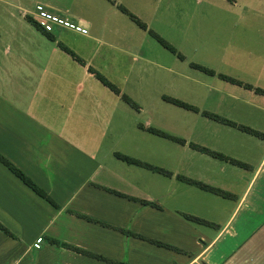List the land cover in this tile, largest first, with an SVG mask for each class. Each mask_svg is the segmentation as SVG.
I'll return each mask as SVG.
<instances>
[{"label":"crops","instance_id":"0c3cea01","mask_svg":"<svg viewBox=\"0 0 264 264\" xmlns=\"http://www.w3.org/2000/svg\"><path fill=\"white\" fill-rule=\"evenodd\" d=\"M89 1L90 9H65L73 20L63 18L87 30L71 34L39 25L33 14L55 8L51 3L36 2L25 16L22 0H0V154L55 203L0 161V223L12 233L0 230V264H264V93L258 91L264 90V0H130L154 6V13L163 7L162 17L177 10L173 19L183 14L206 31L216 24L224 31L216 54L234 57V66H221L231 75L217 73L235 79L221 77L218 90L234 103L224 112L197 107L202 127L192 123L179 133L162 127L156 108L152 119L139 94L155 67L176 79L175 66L160 54L177 50L162 45L126 0L122 7L146 27L133 23L162 48L154 59L117 45L112 39L122 28L106 21L124 19L122 3ZM102 45L111 52L103 51L100 65L93 56ZM117 152L169 173L128 163Z\"/></svg>","mask_w":264,"mask_h":264},{"label":"rangeland","instance_id":"374dc122","mask_svg":"<svg viewBox=\"0 0 264 264\" xmlns=\"http://www.w3.org/2000/svg\"><path fill=\"white\" fill-rule=\"evenodd\" d=\"M59 1L62 0H22L23 6L20 15L24 14L27 16L29 11L34 10L36 2L51 3L55 8L48 7V10L61 16H68L69 13L64 12L68 7L70 10L74 11L90 9V7H88L90 4L89 0H76L77 2L68 4L67 6H60ZM119 2L122 3L121 6H124L122 0ZM126 2L130 7L140 12L145 20L150 22L146 23L153 31L158 33L159 36L172 45L175 51L177 50V53L174 54L173 52L171 53L170 51L161 49L163 52L160 54L161 61L172 63V66H175L173 68L178 73L176 79L171 81L165 70L156 67L153 68L151 72L147 73L146 79L144 78V85L139 94L144 98L142 105L150 111L149 115L152 116V119H156V108L157 114L161 116L160 123L162 127L173 131L170 133L183 132L192 123H195L198 127H202L200 121L203 120V117L200 113L178 106L164 99V96L179 99L201 110L207 109L212 112H224L228 110L229 105L234 102L226 95L224 96L222 94L223 97H221L219 93L221 89L219 87H221L222 78L217 74L218 72L227 73L226 71H228L229 73L227 74L231 75L230 68H226L225 70L221 66H234V57L228 60H222L218 54H216L222 47L219 35H224V31L219 28L215 29L217 27L216 24H211L213 29L206 31L202 23L188 22L187 17L183 14H179L176 19H173L177 10L172 17H162L160 12L163 10V7L159 8L158 13H154L150 9L154 6L148 5V7L144 5V3H135V5H132L130 0H126ZM161 4L165 5V2L163 1ZM127 9L130 10L128 7ZM126 14L127 15H125L122 20L115 21L110 18L106 21L109 25L116 24L117 27L122 28L120 32L114 35L115 38L112 40L121 47L128 46L130 48L132 46L131 51H140L142 54L146 53L150 57L158 59L156 54L158 48H162L161 44L153 37L144 35L138 26L133 23V19L128 16L129 14ZM68 17L70 20H73L71 16ZM159 18H161V20ZM98 25H100V22L96 23V26ZM61 31H69L72 32L71 34L76 32L68 28H61L59 32ZM76 43L77 42L74 43V47H77ZM148 46H151V49H149ZM81 51L86 52L87 47L82 46ZM103 51L105 54L110 55L111 49L103 45L96 49L93 56L95 63L100 64L104 62L103 59L105 57H102ZM113 52L116 57L117 55L118 57L122 56L116 49H113ZM178 52H180L181 55L183 54L184 57H179ZM136 59H138V56L135 55V60ZM140 62V60L134 61L133 64L136 66ZM194 64L212 69L216 72L215 74L209 73ZM219 68L221 70H219ZM154 74L157 75L156 78ZM234 112L235 110L232 109V116H234ZM209 126H213V124ZM255 154L256 151H253L252 157H255Z\"/></svg>","mask_w":264,"mask_h":264},{"label":"trees","instance_id":"16d2710c","mask_svg":"<svg viewBox=\"0 0 264 264\" xmlns=\"http://www.w3.org/2000/svg\"><path fill=\"white\" fill-rule=\"evenodd\" d=\"M121 10H123L125 13H128L130 15V17L138 24L140 25L141 27L145 28V24L143 22H141L140 20H138V18H136L133 14H130L126 8L122 7V6H119ZM48 35L49 33L46 32ZM152 35L162 44L164 45L166 48H168L169 50L171 51H175V48L170 45L166 40H164L161 36H159L157 33L151 31ZM49 37L53 38L52 35H49ZM59 46L64 49L66 52H68L69 54H71L72 56L76 57L78 60H80L79 57L76 56V54L70 50L67 46H65L64 44L62 43H59ZM180 57L181 54H179ZM81 61V60H80ZM195 65V64H194ZM197 67H200L202 69H204L205 71L209 72V73H214V71L212 69H209V68H205V67H201V66H198V65H195ZM90 70L95 74V76L102 82L104 83L105 85H107L110 89L114 90L115 92H119L118 88L112 83L110 82L104 75H102L100 72L94 70L93 68H90ZM220 77L222 78H225L227 80H230V81H234L235 79L230 77V76H227V75H223V74H219ZM258 91L264 93V90L262 89H258ZM123 99L128 102L130 105H132L133 107H135L136 109H138V104H136L130 97H128L127 95L123 94L122 95ZM164 99L178 105V106H181V107H184V108H187V109H190V110H193V111H198V108L195 107V106H192L186 102H183L179 99H176V98H172V97H166L164 96ZM208 115H210L211 117L217 119V120H222L226 123H230V124H234L232 122H230L229 120L227 119H224V118H221L219 115L217 114H213V113H208ZM244 129H246L247 131H251L252 133H257L255 130H252L250 128H246L244 126H240ZM148 131L152 132V133H155V134H158L160 136H163V137H166V138H169V139H172V140H175V141H182V139L180 138H177L171 134H168L166 133L165 131L163 130H160V129H157V128H153V127H149L147 128ZM117 157H119L120 159L128 162V163H133V164H136V165H140V166H143V167H147V168H150V169H153V170H156V171H159V172H163V173H169L168 171L162 169V168H159V167H155V166H152L150 165L149 163L147 162H144L142 160H139L137 158H134V157H131L129 155H126V154H123V153H119L117 152L116 153ZM0 161L8 168L10 169L14 174H16L18 177H20L27 185H29L36 193H38L39 195L45 197L47 200L51 201L52 203L53 200L41 189L39 188L35 183H33L27 176H25L16 166H14L6 157H4L2 154H0ZM181 179H183V177L179 176ZM196 184H198L200 187L202 188H205V189H210V190H214V191H219L218 189L216 188H212L210 187L209 185L207 184H203V183H200V182H195ZM55 204V203H54ZM186 217L188 219H193V220H199L197 217L195 216H191V215H186ZM0 230H2L4 233L12 236V233L4 226L0 223ZM52 241H56L54 239H51ZM156 243H159L158 241H155ZM63 245L65 246H68L70 247V245L64 243ZM72 248L76 249V250H79V251H82V252H85L84 250L82 249H79L77 247H73L71 246ZM94 255V254H92ZM96 257H100L98 255H94ZM100 258H103V257H100ZM104 259V258H103ZM115 264H119V263H115ZM122 264V263H121ZM123 264H126V263H123Z\"/></svg>","mask_w":264,"mask_h":264},{"label":"built area","instance_id":"2783aa9c","mask_svg":"<svg viewBox=\"0 0 264 264\" xmlns=\"http://www.w3.org/2000/svg\"><path fill=\"white\" fill-rule=\"evenodd\" d=\"M33 15L34 17H36L39 25H41L47 30H49L52 25H58V26L65 27V28H71L73 30H76L82 33L87 32V30L84 27L76 23H73L66 18H63L59 16L58 14L53 13L44 7H38L37 11ZM40 240H41L40 238L37 239V243L35 244V246H38V242Z\"/></svg>","mask_w":264,"mask_h":264}]
</instances>
